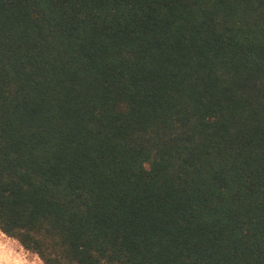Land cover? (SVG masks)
Instances as JSON below:
<instances>
[{
	"label": "trees",
	"instance_id": "1",
	"mask_svg": "<svg viewBox=\"0 0 264 264\" xmlns=\"http://www.w3.org/2000/svg\"><path fill=\"white\" fill-rule=\"evenodd\" d=\"M0 232L42 264H264V0H0Z\"/></svg>",
	"mask_w": 264,
	"mask_h": 264
},
{
	"label": "rangeland",
	"instance_id": "2",
	"mask_svg": "<svg viewBox=\"0 0 264 264\" xmlns=\"http://www.w3.org/2000/svg\"><path fill=\"white\" fill-rule=\"evenodd\" d=\"M12 260L16 264H42L37 256L24 252L15 240L0 232V264H8L7 261L11 262Z\"/></svg>",
	"mask_w": 264,
	"mask_h": 264
},
{
	"label": "crops",
	"instance_id": "3",
	"mask_svg": "<svg viewBox=\"0 0 264 264\" xmlns=\"http://www.w3.org/2000/svg\"><path fill=\"white\" fill-rule=\"evenodd\" d=\"M23 251L26 252V253H29L28 251H26V250H24V249H23ZM14 256H16V255H14ZM34 256H35V255H34ZM7 262H8V264H16V263H13V260H12L11 262H9V261H7Z\"/></svg>",
	"mask_w": 264,
	"mask_h": 264
}]
</instances>
